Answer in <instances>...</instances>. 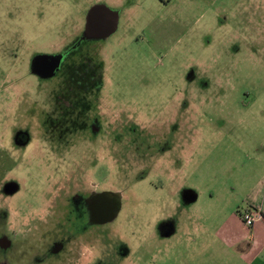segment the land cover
Returning a JSON list of instances; mask_svg holds the SVG:
<instances>
[{
	"label": "rangeland",
	"instance_id": "rangeland-1",
	"mask_svg": "<svg viewBox=\"0 0 264 264\" xmlns=\"http://www.w3.org/2000/svg\"><path fill=\"white\" fill-rule=\"evenodd\" d=\"M262 164L264 0H0V264H246L216 232Z\"/></svg>",
	"mask_w": 264,
	"mask_h": 264
},
{
	"label": "crops",
	"instance_id": "crops-1",
	"mask_svg": "<svg viewBox=\"0 0 264 264\" xmlns=\"http://www.w3.org/2000/svg\"><path fill=\"white\" fill-rule=\"evenodd\" d=\"M258 159L263 163L261 158ZM259 166L261 164H257L256 167ZM261 171L262 175L259 178L250 179L247 183L246 204L243 208L260 210L263 219L249 229L243 224L239 214H236L235 217L228 218L216 232L217 240L224 245H228L231 241L240 245L251 238L255 241L254 249L250 248L249 251L244 252L242 260L246 264H264V164Z\"/></svg>",
	"mask_w": 264,
	"mask_h": 264
},
{
	"label": "flooded vegetation",
	"instance_id": "flooded-vegetation-1",
	"mask_svg": "<svg viewBox=\"0 0 264 264\" xmlns=\"http://www.w3.org/2000/svg\"><path fill=\"white\" fill-rule=\"evenodd\" d=\"M107 21V18H101L92 27L93 29L96 28L101 30L94 29L95 31L93 32V30L91 29L90 33L100 37L109 36V34L112 33V29L108 30L106 32V35L102 31V29L107 26ZM101 34H103V36H101ZM58 59L60 58L48 56L41 60H37L34 63L35 73L42 77H47L54 74L60 66ZM90 180L94 179H56L55 181L59 182L62 185H69V183L71 185H74L78 181L82 185L80 187L82 193L84 195H88L87 207L90 212L91 221L93 223L103 224L113 219L119 209H121L122 198L115 192L106 190L99 191L98 189H100L101 182H90ZM51 181L52 180L49 179V182Z\"/></svg>",
	"mask_w": 264,
	"mask_h": 264
},
{
	"label": "water",
	"instance_id": "water-1",
	"mask_svg": "<svg viewBox=\"0 0 264 264\" xmlns=\"http://www.w3.org/2000/svg\"><path fill=\"white\" fill-rule=\"evenodd\" d=\"M103 18H107V26L104 27L102 29L103 33L106 35L108 30L112 31L115 29L116 26V18L114 16V14L112 12H110L108 9L105 8H99V9H95L93 11L90 12L89 14V18H88V32L90 33V30L92 29L93 32L95 30H101V29H96V28H92L93 25H95L100 19ZM91 34V33H90ZM101 36H103V34H101Z\"/></svg>",
	"mask_w": 264,
	"mask_h": 264
},
{
	"label": "built area",
	"instance_id": "built-area-1",
	"mask_svg": "<svg viewBox=\"0 0 264 264\" xmlns=\"http://www.w3.org/2000/svg\"><path fill=\"white\" fill-rule=\"evenodd\" d=\"M241 221L247 228H253L255 224L263 219V214L258 209L243 208L238 212Z\"/></svg>",
	"mask_w": 264,
	"mask_h": 264
}]
</instances>
